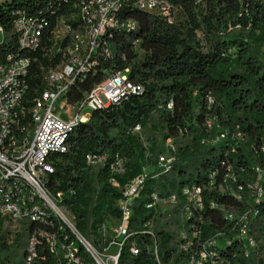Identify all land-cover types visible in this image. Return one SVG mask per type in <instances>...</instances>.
<instances>
[{"label":"built area","instance_id":"built-area-1","mask_svg":"<svg viewBox=\"0 0 264 264\" xmlns=\"http://www.w3.org/2000/svg\"><path fill=\"white\" fill-rule=\"evenodd\" d=\"M189 1L193 11L201 7L204 14L207 12V0ZM256 1L264 5V0ZM74 6L77 13L56 18L50 30V50L59 54V61L43 71V88L36 91L31 105L25 100L31 62L27 52L39 47L49 21L16 10L13 30L20 50H0V215L6 221L32 225L23 264H35L45 256L41 252L55 257L60 264H86L85 253L94 264H118L121 249L134 233L150 240L145 248L161 264L156 228L174 232L172 259L180 258L181 264H238L239 260L251 258L258 250L255 227L258 207L264 201V170L252 163L256 173L252 179L243 164L227 158L229 152L237 151L243 136L238 126L233 130L223 127L214 112L215 98L211 94L202 95L195 103L192 122L187 123L191 128L178 127L175 135L159 137L154 163L144 165L139 174L123 185L118 178L126 172V156L108 152L85 155L87 174L96 178L106 172L110 185L119 190L120 197L113 204L119 217L109 216V224L103 225V237L109 241L101 252L78 231L75 217L65 203L75 189L54 192L49 187L56 165L62 163L61 155L69 151L70 135L78 125L90 120L92 111L118 105L131 95L142 93L143 86L129 79L127 67L119 71L103 70L101 81L75 103L68 101V94L74 86L98 73L101 63L113 59L114 45L128 44L132 62L143 60L146 48L143 38L137 34L136 12L150 14L175 26L187 24L189 13L185 5L172 0H75ZM249 27L250 24L247 30ZM233 30L243 29L238 22L227 23L228 35ZM0 32L3 38L1 26ZM197 36L202 39L200 32ZM235 50L231 47L228 53L234 56ZM120 59L125 61L127 57L122 53ZM165 107L172 111L173 101H167ZM130 130L140 137L147 150L148 142L142 137L141 125L136 124ZM193 133L203 146L213 149L224 146L218 164L206 175V187L224 199L241 204L243 209H229L230 206L209 197L204 185L190 182L164 194L152 191L144 203L147 216L142 230L129 231L133 205L141 197L147 181L171 174L180 148L191 144ZM260 149L264 152V142ZM148 155L146 152L145 157ZM212 210L221 212L227 228L208 231ZM166 216L175 224V230L161 226ZM141 250L137 242L131 241L132 255Z\"/></svg>","mask_w":264,"mask_h":264},{"label":"trees","instance_id":"trees-1","mask_svg":"<svg viewBox=\"0 0 264 264\" xmlns=\"http://www.w3.org/2000/svg\"><path fill=\"white\" fill-rule=\"evenodd\" d=\"M172 1L185 5L189 13L187 24L168 25L150 14L136 12L135 17L139 21L137 34L143 38L146 48L143 60L132 62V51L128 44L122 47L114 45L113 59L101 63L97 68L98 73L74 86L67 96L71 103L81 100L86 92L101 81L103 70L119 71L129 67V79L143 86L142 93L131 95L118 105L92 111L90 120L74 129L69 137V151L61 155L62 163L56 165L49 185L54 192L75 189V193L69 195L65 203L75 217L78 231L100 252L109 241V238L103 237V225L109 224V216L119 217L113 204L119 199L120 192L110 185L106 172L96 178L87 174L84 169L85 155L108 152L126 156V172L118 178L119 184L123 185L139 174L144 165L154 163L159 150V137L175 135L178 127L191 128L193 107L202 95H213L214 112L223 127L233 130L238 126L243 136L237 151L229 152L227 158L243 164L252 179L256 178L252 163L264 170V152L260 149L264 142V5L256 0H207V12L204 14L201 7L193 11L189 0ZM74 3L75 0L0 2V26L3 30L0 50H20L13 30L16 10L49 21L39 47L27 52L31 61L29 89L25 98L28 105H31L36 91L43 88V71L59 61V54L50 50V30L56 18L77 13ZM229 22L240 23L246 34L238 38L229 37L226 32ZM248 24L250 27L247 30ZM197 32L202 34V39L197 36ZM231 47L236 48L234 56L228 53ZM122 53L127 57L125 61L120 59ZM193 93L196 95L193 96ZM169 100L173 101L172 111L165 107ZM136 124L142 127V137L148 142L147 150L140 142V137L130 130ZM146 129L148 132H144ZM196 137L193 133L191 144L180 148L169 176L147 181L141 197L133 205L129 231L142 230V223L147 216L144 203L152 191L164 194L190 182L204 185L209 197L225 203L228 208L230 206L229 209H243L241 204L224 199L206 187V175L218 164L224 146L209 148L201 145ZM146 152L149 154L147 157ZM258 208L255 227L257 253L248 260H239L238 264H264V201ZM20 226L21 231L16 232L9 242L6 218L0 215V264H10L16 258L17 251L24 247V235H28L32 225L21 222ZM221 227H228L221 212L210 211L208 231ZM155 233L160 262L170 264L174 232L156 228ZM131 241L137 242L142 248L137 255L129 251ZM146 244H150L146 236L134 233L121 249L118 264H157L145 248ZM24 253L22 251V256ZM41 253L45 256L37 259L35 264H60L55 257ZM84 261L94 264L88 253L84 254ZM171 261L172 264H181L178 257H173Z\"/></svg>","mask_w":264,"mask_h":264},{"label":"rangeland","instance_id":"rangeland-1","mask_svg":"<svg viewBox=\"0 0 264 264\" xmlns=\"http://www.w3.org/2000/svg\"><path fill=\"white\" fill-rule=\"evenodd\" d=\"M246 33L244 31H236V30H233L229 33V36L231 37H234V38H238L240 37L241 35H245ZM2 40V35H1V32H0V42ZM148 132V130H144V132ZM162 227H165V228H171L173 230H175V224L173 223H170L167 216L162 219ZM6 229L7 231H9V234H8V239H9V242L12 241L14 235L16 232H20L21 231V226H20V223L19 222H15V221H6ZM27 237L28 235L25 234L24 235V247L23 248H20L17 253H16V258L10 263V264H23V256H22V251L25 252V245H26V241H27ZM264 239V238H263ZM263 243V242H262ZM114 247L111 248V250L113 251ZM105 255H108V252H105Z\"/></svg>","mask_w":264,"mask_h":264},{"label":"bare ground","instance_id":"bare-ground-1","mask_svg":"<svg viewBox=\"0 0 264 264\" xmlns=\"http://www.w3.org/2000/svg\"><path fill=\"white\" fill-rule=\"evenodd\" d=\"M101 259L103 260V262H105V260H106L103 256H101Z\"/></svg>","mask_w":264,"mask_h":264}]
</instances>
